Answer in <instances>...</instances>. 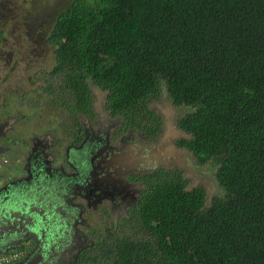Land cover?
Instances as JSON below:
<instances>
[{
	"label": "trees",
	"instance_id": "obj_1",
	"mask_svg": "<svg viewBox=\"0 0 264 264\" xmlns=\"http://www.w3.org/2000/svg\"><path fill=\"white\" fill-rule=\"evenodd\" d=\"M49 42L76 110L89 106L88 77L133 125L158 119L147 101L161 89L188 106L178 143L214 161L222 190L205 205L204 189L176 171L136 174L130 217L147 237L110 238L92 259L264 264V0H71Z\"/></svg>",
	"mask_w": 264,
	"mask_h": 264
},
{
	"label": "rangeland",
	"instance_id": "obj_2",
	"mask_svg": "<svg viewBox=\"0 0 264 264\" xmlns=\"http://www.w3.org/2000/svg\"><path fill=\"white\" fill-rule=\"evenodd\" d=\"M70 1L0 0V163L7 165V168L0 166L3 172L0 179L3 181L15 173L20 176L27 173L22 167V155L25 156L30 148H41L39 157L46 163L51 158V154L50 158L46 155V148L52 144L49 150L55 157L53 165L62 164L65 146L69 147L80 136L82 125L90 128L88 115L94 114L92 117L99 125L106 120L112 124L108 136L114 139L122 136L127 141L121 155L117 154L122 157L118 173L132 170L139 175L157 168L176 171L183 177L188 189H204L205 205H209L214 197L222 194L216 179V164L211 159L200 161L178 143L188 136L177 128V119L190 110L188 106L174 105L161 89V94L147 101V105L150 101V108L147 107L159 117L152 121L151 129H147L144 122L137 128H131L123 115L109 114L105 107L106 94L88 77L86 82L91 91L89 106L86 110H76L75 94L63 87L66 77L53 72L56 46L49 42L57 13ZM93 111L100 116H95ZM118 126L129 131L120 129L117 134ZM154 129L158 130L150 133ZM99 132V129H94L88 137L94 138ZM50 169L46 171L48 175ZM138 185L141 184L131 183L126 187L137 191ZM130 215L120 219L114 201L107 200H102L98 209L84 212L89 223L82 229L94 242L86 255L102 252L110 238L114 241L147 237ZM89 264H103L101 256L91 259Z\"/></svg>",
	"mask_w": 264,
	"mask_h": 264
},
{
	"label": "flooded vegetation",
	"instance_id": "obj_3",
	"mask_svg": "<svg viewBox=\"0 0 264 264\" xmlns=\"http://www.w3.org/2000/svg\"><path fill=\"white\" fill-rule=\"evenodd\" d=\"M105 107L110 115H119L113 114L111 108L107 107V100ZM93 115H88L90 128L82 125V133L75 138L76 142L65 146L62 164L53 165L55 157L49 150L52 144L45 146L46 155L49 157L51 154L46 163L39 157L41 148H30L25 156L22 155V167L27 173L23 176L15 173L3 181L0 179V218L5 217L0 222V252L22 246L25 248L24 253L9 264H89L93 256L86 254L94 242L82 229L83 225L89 223L84 212L98 209L102 200L114 201L115 210L122 219L124 215H130L137 203L143 189L142 183L135 178L138 172L118 173L122 157L117 154L121 155L127 141L122 136L118 139L108 136L112 124L106 120L99 125ZM95 116L100 115L95 113ZM142 119L144 126L153 124L148 116ZM126 122L131 128L139 127L130 120ZM118 128L117 134L122 127ZM177 128L182 130L178 119ZM94 129H99V134L94 138L88 137ZM123 131H127V128ZM5 165V162L0 163V166ZM49 167L48 175L46 171ZM2 174L0 170V177ZM131 183L141 185L135 191L132 187H126ZM82 209L86 210L83 212Z\"/></svg>",
	"mask_w": 264,
	"mask_h": 264
},
{
	"label": "built area",
	"instance_id": "obj_4",
	"mask_svg": "<svg viewBox=\"0 0 264 264\" xmlns=\"http://www.w3.org/2000/svg\"><path fill=\"white\" fill-rule=\"evenodd\" d=\"M25 249V248H24ZM22 248H16L5 252H0V264H9L18 259L24 253Z\"/></svg>",
	"mask_w": 264,
	"mask_h": 264
},
{
	"label": "water",
	"instance_id": "obj_5",
	"mask_svg": "<svg viewBox=\"0 0 264 264\" xmlns=\"http://www.w3.org/2000/svg\"><path fill=\"white\" fill-rule=\"evenodd\" d=\"M1 212H2V210H0V215H1ZM0 219H1L0 222H3V220L5 219V217H2Z\"/></svg>",
	"mask_w": 264,
	"mask_h": 264
}]
</instances>
